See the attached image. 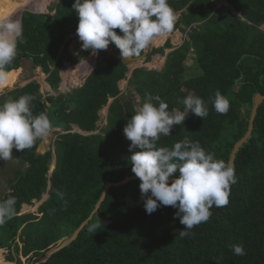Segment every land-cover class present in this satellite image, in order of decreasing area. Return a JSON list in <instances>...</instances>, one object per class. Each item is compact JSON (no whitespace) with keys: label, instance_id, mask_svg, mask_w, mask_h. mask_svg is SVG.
Instances as JSON below:
<instances>
[{"label":"trees","instance_id":"1","mask_svg":"<svg viewBox=\"0 0 264 264\" xmlns=\"http://www.w3.org/2000/svg\"><path fill=\"white\" fill-rule=\"evenodd\" d=\"M227 1L237 12L226 5L216 8L213 0H168L174 12L181 11L176 27L185 32L186 39L168 53L163 69L135 68L125 93H121L119 81L126 78L128 63L106 49L98 51L95 67L82 86L68 93L46 99L40 83L33 80L0 95V105L33 96L34 115L48 114L49 104L61 103L56 113L66 122V132L55 140L56 163L51 175L52 150L39 152L42 140L24 151L13 148L12 156L27 166L14 175L11 191L0 198H16L14 217L0 225V249L36 264L89 218L106 183L135 175L131 141L123 129L136 109V93L143 102L159 96L169 111L183 110L180 101L188 94L201 97L208 115L202 119L190 113L182 125L172 127V135L161 136L157 146L170 148L187 137L215 159L231 161L235 145L249 130L255 96L264 94V0ZM73 3H54L50 6L53 15L24 12L23 39L18 42L16 57L3 71H14L22 65V58L30 59L34 68L41 67L48 74V84L58 91L65 62L76 64L91 51L74 55L66 46L78 27ZM115 31L121 34L118 28ZM108 47L120 53L114 43ZM192 49L198 62L194 71L184 66ZM157 53L164 54V47L153 49L146 60ZM217 90L230 102L226 115L212 106ZM111 98L107 124L101 133H94L99 110ZM73 125L82 132L73 131ZM233 164L236 183L230 186L228 205L213 206L209 221L194 227L188 237L178 235L185 226L174 217L176 208L160 205L151 214L146 212L141 181L136 177L111 186L76 239L38 264H217L218 258H222L220 264H264V101ZM57 190L64 192L63 200L57 197ZM45 193L48 197L39 208L41 216L20 214L24 204H33ZM19 234L23 246L17 241ZM234 243H242L246 254L235 255L229 247Z\"/></svg>","mask_w":264,"mask_h":264},{"label":"clouds","instance_id":"2","mask_svg":"<svg viewBox=\"0 0 264 264\" xmlns=\"http://www.w3.org/2000/svg\"><path fill=\"white\" fill-rule=\"evenodd\" d=\"M72 7L78 15L76 31L81 47L95 55L112 42L120 50L122 61L139 56L156 37L172 32L177 19L168 0H74ZM117 28L121 34H117ZM22 39L19 20L0 18V80L7 78L3 69L16 57ZM33 100V96L24 95L0 105V160L11 159L13 148L24 151L49 136L53 121L49 114H33ZM180 103L183 110L169 111L159 96L146 100L127 120L123 132L131 141V170L141 181L146 212L151 214L160 205L176 208L174 217L185 226L178 233L183 239L194 227L209 221L213 206L228 205L236 176L231 161L215 159L199 142L187 137L170 148L157 146L160 137L172 135V127L182 125L190 113L202 119L208 115L207 103L197 95L188 94ZM211 103L217 113H228L230 102L219 90ZM56 195L63 200V191L57 190ZM15 205L16 198L11 195L0 201V225L14 217ZM229 247L237 256L246 254L242 243ZM221 259H216L217 264Z\"/></svg>","mask_w":264,"mask_h":264},{"label":"rangeland","instance_id":"3","mask_svg":"<svg viewBox=\"0 0 264 264\" xmlns=\"http://www.w3.org/2000/svg\"><path fill=\"white\" fill-rule=\"evenodd\" d=\"M58 1L60 0H0V18L9 17L16 20L18 19L22 23V17L24 12L26 11L53 15L55 13V10H51L50 6H52L54 3H57ZM213 2L216 8L220 7L221 5H226L232 11L237 12L235 8L231 5V3H229L227 0H213ZM40 4L44 6L42 7V5ZM39 6H41V8L43 9L40 10ZM175 15L177 19L173 31L170 33H166L162 36L156 37L152 42V44H150L144 50L145 58L127 64L129 68L127 76L126 78L119 81L121 93H125L126 91H128V81H129L128 79L130 78L132 71L135 68L143 67L148 70L151 69L161 70L164 68L168 53L174 50L175 48L181 46V44H183L184 40L186 39V34L181 29L176 27V24L181 16V11H176ZM180 24L182 27H185L183 23ZM262 27L264 28V26ZM70 40L71 41L68 42V44L66 45L70 53L76 55L79 52L85 50L81 47L82 42L79 40L77 33L72 34L70 36ZM166 42H170L171 45L168 47L166 45ZM64 47L65 45H62V48ZM161 47H164V51H165L164 54L161 53L153 54L149 60H146L149 52H151L155 48H161ZM107 50L110 51V48L108 47ZM97 55L98 54L94 55L92 51H90L88 55L84 56L76 64H72L71 62H65L63 68L60 71L61 81L59 84L58 91L53 90L51 86L48 84L47 82L48 74L43 72L41 67L34 68L32 60L22 58L21 59L22 65L16 70L14 69L13 76H7L6 79L0 80V95L16 87H22L33 80H36L37 82L40 83L41 91L46 99L49 95L56 96L60 92L68 93L73 89L82 86V84L85 82L86 77L92 72L93 65L96 64ZM184 66L191 69V71L196 70V68L198 67L196 54L193 49L187 55V58L184 61ZM135 95H136L135 106L137 108L143 103V101L141 100V97L138 93H136ZM112 99L113 98L109 100L107 105H105L103 108L99 110L100 118L97 121L98 129L94 133H98V132L101 133L102 128L106 126L107 118H108V109ZM72 130L81 131V129L77 125H73ZM65 132H66L65 128L62 127L52 128L49 136L43 139L46 146L45 151L47 152L49 150H52V154H53L49 175H51L52 171L54 170L56 163L55 140L59 137L60 134ZM26 166L27 164L22 163L16 156H12L11 159H9L8 161L0 160V198L3 197V195H5L7 192L11 191L10 184L13 181L14 175L17 176L18 171L23 170ZM47 197L48 194L45 193L43 194L42 199L35 200L33 204L31 205L24 204L22 206L20 214L33 213L38 216H41L42 213L39 212V208L41 204L47 199ZM21 234H19V236L17 237V241L21 246H23L24 243L20 239V236H23ZM30 263L31 260L29 261L28 259H26V257L22 255L18 256L17 254L7 252V249H0V264H30Z\"/></svg>","mask_w":264,"mask_h":264},{"label":"water","instance_id":"4","mask_svg":"<svg viewBox=\"0 0 264 264\" xmlns=\"http://www.w3.org/2000/svg\"><path fill=\"white\" fill-rule=\"evenodd\" d=\"M109 52L111 54H113L114 56H116L117 58L121 59L120 53L113 51V49H110ZM143 58H145V53H143V54H141V55H139L137 57L130 58L129 60H124L123 62L131 63V62H136V61H138L140 59H143ZM94 67H95V64L93 65L92 68L94 69ZM263 101H264V94L258 93L255 96V105H254V108H253V113H252V117H251V123H250L249 130H248L247 134L244 136V138H242L235 145V149L233 151L232 158H231V162L232 163H234V158H235L236 152L239 149V147L250 137V135L252 133L253 124H254V118H255L258 106ZM60 106H61V103H59V104H49L48 105V114H49L50 120L53 121V127L52 128H61V127L65 128L66 127V122L61 120L60 117L56 113V110L58 108H60ZM83 133H86V132H83ZM39 149H40L41 153H45L46 152L45 151L46 150V146H45V142L43 140L39 144ZM133 178H136V176L132 175V176H128L124 180H121V181H118V182H108V183H106V185L104 187V190H103L102 197H101L100 201L98 202L96 208L93 210L92 214L89 216V218L82 223V225L74 232V234L71 237H69L68 239H65L58 247L52 249L46 255L45 258H42L36 264H38L40 262H43V261H46L54 252H56L59 249L65 247L66 245L70 244L74 239H76V237L78 236V234H79L80 230L82 229V227L89 221V219L92 218L93 214L99 209L102 201L104 200V198H105V196L107 194V191L109 190V188L111 186L118 185V184H124V183L128 182L129 180H131ZM173 179H174L173 177H169V181H172Z\"/></svg>","mask_w":264,"mask_h":264},{"label":"bare ground","instance_id":"5","mask_svg":"<svg viewBox=\"0 0 264 264\" xmlns=\"http://www.w3.org/2000/svg\"><path fill=\"white\" fill-rule=\"evenodd\" d=\"M40 5H42V4H40ZM44 5H42V7H43ZM39 8H40V10H42L43 8H41V6H39ZM13 15V14H12ZM15 16V15H14ZM9 18V17H8ZM18 20V19H17ZM158 40H159V38H158ZM89 60V59H88ZM80 65V64H79ZM77 67V66H76ZM7 73V76H13V71H10V72H6ZM81 76V75H80ZM71 78V77H70ZM73 78V77H72ZM73 80V79H72ZM77 80V79H76ZM75 80V81H76ZM70 81V80H69ZM78 82V81H77ZM69 84V83H68ZM73 84V83H72ZM67 85V84H66ZM26 205V204H25Z\"/></svg>","mask_w":264,"mask_h":264}]
</instances>
